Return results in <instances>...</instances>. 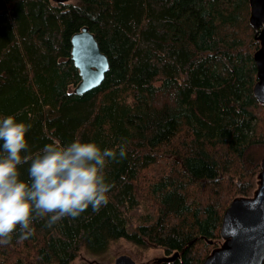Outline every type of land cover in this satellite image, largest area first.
Instances as JSON below:
<instances>
[{
  "label": "trees",
  "instance_id": "obj_1",
  "mask_svg": "<svg viewBox=\"0 0 264 264\" xmlns=\"http://www.w3.org/2000/svg\"><path fill=\"white\" fill-rule=\"evenodd\" d=\"M250 11L249 0H0V117L31 125L33 155L77 139L127 150L106 169L107 206L51 228L36 222L30 238L0 245V264H73L122 238L180 252L147 264H203L223 241L225 209L259 185ZM84 26L110 67L76 94L71 37Z\"/></svg>",
  "mask_w": 264,
  "mask_h": 264
},
{
  "label": "clouds",
  "instance_id": "obj_2",
  "mask_svg": "<svg viewBox=\"0 0 264 264\" xmlns=\"http://www.w3.org/2000/svg\"><path fill=\"white\" fill-rule=\"evenodd\" d=\"M30 129L14 116L0 117V245L10 244L14 236L30 238L40 220L51 228L80 217L89 207L98 213L114 187L106 169L127 157L123 144L116 150L78 139L48 143L33 155L27 139Z\"/></svg>",
  "mask_w": 264,
  "mask_h": 264
},
{
  "label": "water",
  "instance_id": "obj_3",
  "mask_svg": "<svg viewBox=\"0 0 264 264\" xmlns=\"http://www.w3.org/2000/svg\"><path fill=\"white\" fill-rule=\"evenodd\" d=\"M67 3L71 0H52ZM249 21L255 38L260 41L254 52L257 81L253 92L264 106V0H249ZM71 58L79 69L81 79L74 93L83 94L102 83L110 67L108 56L101 50L95 34L84 26L71 37ZM220 234L223 241L205 257L203 264H264V156L261 160L259 185L251 197H235L223 214ZM212 242V241H211ZM179 251L159 258L170 262ZM111 264H138L128 254L117 256Z\"/></svg>",
  "mask_w": 264,
  "mask_h": 264
},
{
  "label": "rangeland",
  "instance_id": "obj_4",
  "mask_svg": "<svg viewBox=\"0 0 264 264\" xmlns=\"http://www.w3.org/2000/svg\"><path fill=\"white\" fill-rule=\"evenodd\" d=\"M74 1L75 0H71L70 2ZM121 254H128L132 256L138 264H147L168 255L163 249L153 246H140L122 238L111 243L108 250L101 254H93L88 250L83 249L73 264H111L114 262L115 258Z\"/></svg>",
  "mask_w": 264,
  "mask_h": 264
}]
</instances>
